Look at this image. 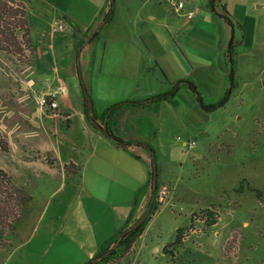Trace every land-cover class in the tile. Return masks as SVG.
<instances>
[{"label": "crops", "instance_id": "1", "mask_svg": "<svg viewBox=\"0 0 264 264\" xmlns=\"http://www.w3.org/2000/svg\"><path fill=\"white\" fill-rule=\"evenodd\" d=\"M18 1L30 9L33 59L27 66L28 94L17 97L19 107L0 119V132L10 147V161L0 167L33 203L30 216L18 226L9 245L0 248V264H90L101 249L115 247L119 234L149 205L153 159L147 146L155 152L161 187L170 189L171 201L177 202L185 201L183 193L191 194L189 201L203 194L191 187L195 176L188 164L194 168L200 164L201 174L210 175L208 165L216 163V169L231 157H226L230 148L220 140L229 132L228 124L216 123L215 118L222 120L220 115L204 113L184 88L170 101L125 109L117 131L132 145L117 147L90 127L81 78L98 114L122 101L165 93L181 79L220 93L224 51L232 29L210 12L208 0H190L177 19L158 6L162 0H114V17L102 36L106 43L102 65L94 68L87 39L106 20L108 0ZM256 3L249 8L264 9ZM190 12L193 17L188 19ZM206 42L207 47L200 46ZM61 85L67 93L56 98L57 112L65 121L46 114L38 102L41 94ZM227 116L230 121L240 119ZM179 127L188 133L192 148L190 142L176 146L169 141L171 131ZM45 153L52 154L57 167L47 164ZM69 164L78 167L76 175L66 176ZM213 204L208 201L192 208L189 218ZM152 218L139 239L145 237Z\"/></svg>", "mask_w": 264, "mask_h": 264}, {"label": "rangeland", "instance_id": "2", "mask_svg": "<svg viewBox=\"0 0 264 264\" xmlns=\"http://www.w3.org/2000/svg\"><path fill=\"white\" fill-rule=\"evenodd\" d=\"M110 1L108 0V3ZM175 1L183 2L185 7L188 2H191L190 0ZM203 1L205 2V0ZM192 2L194 1L192 0ZM206 2L208 8L210 0ZM254 2H257L256 5L264 6V0H223L222 2L234 23V31L231 32L229 43L233 39L236 44L240 43L236 66L238 86L228 105L209 115H220L222 120L214 119L216 123L219 121V125L224 122L228 124L229 132L220 140H222V144L230 148V153L226 156L227 158L231 157L230 162L228 159H226L227 161L223 160L219 162L216 169H213L216 163L208 165L206 170L210 172V175L201 174L200 164L195 165L194 168L187 162V169H192L195 176L191 187L203 194L193 195L192 201H189L191 194L183 193L181 197H186L185 201L177 202L171 201L170 189L161 187L159 193L165 192V194H162V198L158 196V201L161 204L160 212L158 211L157 216L152 218L153 221L148 232L144 238L135 242L133 250L128 254L123 252L122 248L116 250L117 262L115 264H264V9L249 8ZM0 3L11 9L3 15L4 18L0 22V24L10 23L9 32H12L13 29V19L9 18L11 14L12 16L16 14V20L22 19L31 26L30 9L26 3L18 0H0ZM158 3H160L158 6L165 7L162 9L168 11L172 19L180 18V14L174 11L170 0H162ZM183 12L186 10L183 9ZM197 18L198 15L195 19ZM31 31H33L32 28ZM103 34L104 30L97 39L89 42L92 37L91 33L87 39L93 49L91 61L94 68L102 65L106 45L102 38ZM16 37L18 43L22 45L20 55L14 54V49L8 44H0V72L2 74L0 119L5 115H12L14 109L19 107L16 98L23 97L29 92L25 83L30 79V71H27V66L33 59L32 50L27 46L23 32L16 30ZM200 37L197 36V38ZM210 38L214 40V35ZM229 43L226 45L225 51ZM204 45L200 46L207 47L208 43L206 42ZM3 49H8L10 53ZM223 61L224 75L221 77V83H218L219 86L222 85L220 93L218 90L216 92L214 89H208L210 87H201L200 89L197 86L206 103L217 102L224 94L227 86L228 67L225 57ZM214 78L217 79L216 76ZM12 85H18V87L15 89ZM210 92L213 94H209ZM214 93L216 94L215 98L213 97ZM227 115H231L233 118L238 115L240 119L230 121ZM184 130L181 127L173 129L169 135V141L176 146L184 142L191 143L192 140ZM1 135L3 141L8 144L6 137ZM229 141L230 143H228ZM8 148L7 153L0 148V166H7L5 162L10 161L9 144ZM46 154H42V156L45 157ZM197 168L199 169L198 174ZM0 169L2 168L0 167ZM211 172L217 174L218 178H215ZM252 190L258 191L260 195ZM193 193L196 192L193 191ZM195 198L200 203H195L193 201ZM208 201L216 202V204L210 205L207 209L192 212L189 218L188 214L192 208L203 206ZM207 210L215 214L214 221L216 223L212 226H210L212 221H207L206 215L203 213ZM145 211L140 214L138 219ZM191 221H193L192 228L189 229L183 246L175 252V259L172 261L171 255L165 254L164 248L174 243L177 230L190 227ZM217 223L218 226L214 227ZM8 245L9 243L5 247ZM154 248H158V250L155 251Z\"/></svg>", "mask_w": 264, "mask_h": 264}, {"label": "trees", "instance_id": "3", "mask_svg": "<svg viewBox=\"0 0 264 264\" xmlns=\"http://www.w3.org/2000/svg\"><path fill=\"white\" fill-rule=\"evenodd\" d=\"M222 2L223 0H210L208 4V9L215 16H218L219 18L223 19L232 28V33H233L234 23L231 21V18L226 11V7L223 5ZM114 10H115L114 1H110V3L108 4V12L105 15V18L107 19L106 25L101 30L93 31L92 37L90 38L89 42H91L94 39H97L100 33L103 30H105L106 26H108L112 22L114 17ZM7 11H11V9L8 8L7 5L0 3V22L4 18L3 15L6 14ZM16 16H17L16 14H14L13 16L11 14V16L9 17L10 19H13L12 32H9L10 29L8 26L10 25V23L7 22L1 23L2 27L0 24V36H1L0 44H4V45L8 44L14 49V52L12 51L14 54L20 55L22 50L20 49V47L22 45L18 43V39L16 37V30L18 31L20 30L21 32H23L24 38H26V44L27 46H29L30 49H32V44L29 39L30 26L28 25L27 21H24L22 19H20L19 21L16 20ZM69 23L72 27L77 29V26L73 22L69 21ZM238 46H240V43L236 44L233 39L232 42L229 43L225 51L224 57L226 60V65L228 67L227 86L223 96L217 102L206 103L205 99L199 92L196 84L191 79H181L175 83H172L171 88L165 93L152 96L145 100L122 101L114 105H111L102 114H98L94 110V107L93 109H89L87 107L86 98L84 95V91L82 89L84 113L90 127L96 132L100 133L102 136L105 135H103L98 130V125L105 127L106 131L108 132V136H105V138L110 140L117 147H121L120 146L121 143H124L127 147H129L132 144L129 141L124 140L118 134L117 131L118 121L120 119L121 113L127 108L145 109L160 102L170 101L178 94L181 88H184L191 93V95L195 98L197 105L205 113L213 114L220 109H224L230 102L231 96L234 90L238 86L237 71H236ZM3 50L5 52L10 53L8 49H3ZM87 90H88V94L90 95V90L88 88ZM45 112L46 114H50V115L53 114L49 110H46ZM114 140L118 141L119 143H115ZM136 145L139 146L141 144L137 143ZM0 148L5 153H7L9 150L8 144L5 141H3L1 133H0ZM146 148L150 151L151 154L152 153L155 154L153 148L149 146H147ZM45 161L49 166L57 167L58 163L52 157L51 153H47L45 155ZM64 171L66 173V176H70V174L76 175V172L78 171V167H76L73 164H69L68 166L65 167ZM160 172L161 170L157 165L158 183L155 188V194H154L155 202L153 204L151 214L148 216L145 222L139 226L137 225L139 219L129 222L128 224L131 223V225L128 228L126 227L125 228L126 230L122 231L119 234L117 240H115L114 242V244L116 245L115 247L110 249L109 246H107L101 249L97 253V255L94 258L97 264H115L117 262L116 250L118 248H122V251L128 254L132 250L134 243L142 236L151 218L161 208V204L158 201V196L161 188ZM152 175H153V170L151 168L149 172V184L151 186V195L153 194L154 191L152 184ZM252 191L260 195L258 191H254V190ZM32 203H33V198L25 190L17 187L14 184L11 176L7 172L0 169V247H5L10 242V239L16 235L18 226L30 216ZM203 213L206 215L207 221L210 220L212 221L210 226L216 223V221H214V216H215L214 213H212L209 210L204 211ZM132 218H133V210H132ZM192 225H193V221H191L190 227L184 229H178L175 242L170 245H167L164 248L165 254L171 255L172 261H174L175 259L174 258L175 252L183 246L184 240L186 236H188L187 234L189 232V229L192 228Z\"/></svg>", "mask_w": 264, "mask_h": 264}, {"label": "built area", "instance_id": "4", "mask_svg": "<svg viewBox=\"0 0 264 264\" xmlns=\"http://www.w3.org/2000/svg\"><path fill=\"white\" fill-rule=\"evenodd\" d=\"M171 1V5L172 7L174 8V11L176 13H179L180 15L182 14V10L184 8V4L183 2H177L175 0H170ZM186 17L188 19H191L193 17V13L190 12V13H187L186 14ZM61 28V27H60ZM67 93V87L64 86V85H61L58 87V89L54 90V91H50L48 93H44V94H41L39 97H38V102L40 104V107L46 111V110H49L53 113V115H56L58 116L59 118L62 119V121H65L66 118L64 117H61L58 115V108H59V105H58V102H57V97L60 96V95H63V94H66ZM190 148H192L194 146V143H190L188 145ZM162 194H165V192H161L159 193V197L162 198ZM161 200V199H160Z\"/></svg>", "mask_w": 264, "mask_h": 264}, {"label": "water", "instance_id": "5", "mask_svg": "<svg viewBox=\"0 0 264 264\" xmlns=\"http://www.w3.org/2000/svg\"><path fill=\"white\" fill-rule=\"evenodd\" d=\"M111 1H114V0H111ZM107 22V19L104 20L102 22V24L100 25L99 29H102L105 24ZM81 82H82V89L84 91V95H85V98H86V105L89 109H93V102H92V98L91 96L88 94V90H87V87L86 85L84 84V81L83 79L81 78ZM98 130L105 136H108V132L106 131L105 127L101 126V125H98ZM115 143H119L118 141L114 140ZM121 147H124L125 149H127L128 147L124 144V143H121L120 144ZM152 159H153V163H152V170H153V175H152V184H153V194L151 195V199H150V202H149V205L146 209V211L144 212V214L142 215V217L139 219L137 225H141L142 223L145 222V220L148 218V216L151 214V211H152V208H153V204L155 202V188L157 186V183H158V173H157V163H156V156L154 153H152ZM90 264H96V261H92V263Z\"/></svg>", "mask_w": 264, "mask_h": 264}]
</instances>
